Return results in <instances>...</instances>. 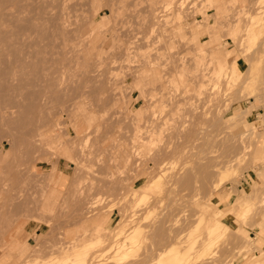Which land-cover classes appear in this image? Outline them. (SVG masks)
Segmentation results:
<instances>
[{
	"label": "rangeland",
	"instance_id": "1",
	"mask_svg": "<svg viewBox=\"0 0 264 264\" xmlns=\"http://www.w3.org/2000/svg\"><path fill=\"white\" fill-rule=\"evenodd\" d=\"M263 7L0 0V264L101 233L89 264H151L190 238L189 264H252L262 248L250 233L264 227ZM245 202V216L229 213ZM212 218L228 230L199 252ZM121 221L126 236L144 231L129 262L109 249L125 241L113 237Z\"/></svg>",
	"mask_w": 264,
	"mask_h": 264
},
{
	"label": "bare ground",
	"instance_id": "2",
	"mask_svg": "<svg viewBox=\"0 0 264 264\" xmlns=\"http://www.w3.org/2000/svg\"><path fill=\"white\" fill-rule=\"evenodd\" d=\"M188 2H189V0H188ZM192 2V1H191ZM257 2V1H256ZM164 6V5H163ZM170 7V6H169ZM251 7H253V6H251ZM262 8V7H261ZM264 8V7H263ZM262 10V9H261ZM184 12V11H183ZM241 12V11H240ZM247 12V11H246ZM261 14V13H260ZM185 16V15H184ZM166 17V16H165ZM250 17V16H249ZM257 17V16H256ZM263 17V16H262ZM260 18V19H263V18ZM173 18V17H172ZM263 21V20H262ZM245 22V21H244ZM255 22V21H254ZM254 22L251 24V25H253L254 24ZM255 23H257V22H255ZM256 25V24H255ZM246 27V26H245ZM243 28V27H242ZM242 30V29H241ZM246 30V29H245ZM250 30H251V28H250ZM252 31V30H251ZM244 32H246V31H244ZM243 32V33H244ZM248 32V31H247ZM247 32H246V35H247ZM251 36L249 37V39L251 38L252 40L255 38V35L253 34V32L250 34ZM239 36V35H238ZM248 36V35H247ZM242 37V36H241ZM245 37V36H244ZM260 37V36H259ZM245 39V38H244ZM246 40H248V37H247V39ZM256 40V39H255ZM179 41V40H178ZM255 42V41H254ZM237 43V42H236ZM241 43V42H240ZM244 43V42H243ZM242 43V44H243ZM253 44V43H252ZM238 45H240L239 44V42H238ZM241 47V46H240ZM238 49V48H237ZM256 52V51H255ZM254 52V53H255ZM242 53H244V52H242ZM251 54H253V53H251ZM205 65V64H204ZM256 71V70H255ZM226 72H227V70H226ZM224 76H225V74H224ZM244 76V75H243ZM222 77V76H221ZM248 77H249V75H248ZM242 78V77H241ZM246 78H247V76H246ZM251 78V77H250ZM222 79V78H221ZM226 79V78H225ZM224 79V80H225ZM226 80H228L229 81V79H226ZM246 83V82H245ZM246 89V88H245ZM242 92V91H241ZM227 172V171H226ZM228 173H229V171H228ZM223 175V174H222ZM228 174H226V176H227ZM225 176V177H226ZM223 178H225L224 176H222ZM157 179H159V178H157ZM157 179H155V181L154 182H157V181H159V180H157ZM160 182V181H159ZM151 183V182H150ZM154 185H156L155 183H152V185L151 184H149V186H150V189H151V191H152V189L154 188ZM153 186V188H151ZM135 208V207H134ZM249 208V204L247 203V202H245V203H243V206L241 207V208H239L240 210H239V212L236 214L235 212H234V210H233V208L232 209H230V214L232 215V214H234V215H238L237 217H240V216H245V214H246V212H247V209ZM150 217V216H149ZM213 219V218H212ZM129 220H131V218H129ZM125 221V220H124ZM132 221V220H131ZM213 222H212V224L206 229V236L205 237H203V238H205V241H204V243L202 244L203 246L200 248L202 251H199V252H205V251H207V250H209V248L210 247H213V245H215V243H214V241L216 240V239H220V237H221V235H222V233L220 232V231H222L223 232V234H224V231H227L228 229V227H227V225L225 224V223H223L222 221H220V220H218V219H216V218H214L213 220H212ZM122 222V221H121ZM119 222V224H117V226H116V228H114L113 230H112V232H113V237H122L126 232H125V225H127L128 224V222L124 225V223L122 222ZM115 224V225H116ZM134 223H132V225H133ZM136 224V223H135ZM134 224V226H137V225H135ZM143 224V223H142ZM197 225V224H196ZM129 226L131 227V224L129 223ZM129 227V228H130ZM133 227V226H132ZM140 227V226H139ZM139 227H138V229L136 228H134L135 230H133V232L131 233V235H130V233H129V235H128V232H127V235L128 236H126V234H125V236H124V238H125V241H123L121 244H117L116 243V246L117 247H112L111 246V248H109V249H111V250H113L114 252H115V257L117 258L116 259V261H127V262H129L128 260H127V258H128V256L131 254V249H134L135 250V248H136V250H140L139 248L141 247L140 246V242L139 241H141L142 242V240L141 239H143V238H140V236H142V235H140L139 236V234H142L144 231H143V229H142V233L140 232V230H139ZM194 227V226H193ZM197 227H199V223H198V226ZM196 228V227H195ZM200 228V227H199ZM131 229V228H130ZM127 230V229H126ZM224 230V231H223ZM195 231V230H194ZM193 231V232H194ZM196 231H198V230H196ZM195 231V232H196ZM90 232V231H89ZM140 232V233H139ZM171 232V231H170ZM192 232V233H193ZM110 233V232H109ZM199 233V232H198ZM219 233H221V235L219 234ZM88 234H86L84 237H86ZM108 235V234H107ZM218 235H220L219 237H218ZM105 236H106V234H105ZM110 236H111V233H110ZM109 236V237H110ZM185 236V235H184ZM190 236V235H189ZM223 236V235H222ZM78 237V236H77ZM77 237H76V239L73 241V242H71L70 244H69V246L68 247H66V249H65V251H64V249H61V251L63 250V253L61 252V254L59 255V256H57L56 254H55V257H50V258H48V259H41V258H34L32 261H31V264H89L90 263V257L92 256V254L94 253L93 252V250L96 248V247H98L99 245L101 246L102 245V242L105 240V238H103L104 237V235H103V233H101V234H96V235H94V236H92V238H89L88 236H87V239L85 240V241H80L79 240V238L77 239ZM82 237V236H81ZM113 237H111V240L113 239L114 240V238ZM137 237H139L140 239L138 240V238ZM144 237V236H143ZM163 237V236H162ZM192 237V236H191ZM108 238V237H107ZM166 238H167V236H166ZM198 238V237H197ZM202 238V237H201ZM59 239V238H58ZM57 239V240H58ZM121 239V238H120ZM163 239V238H162ZM189 239V238H188ZM193 239V240H192ZM218 239V240H219ZM107 240V239H106ZM110 240V241H111ZM122 240V239H121ZM138 240V242L140 243H135V241H137ZM161 240V239H160ZM194 240H196L195 238H190V243L191 244H189L190 246H189V248L188 249H186L185 251H176V249L175 248H171V246H170V248L168 247V249L167 250H165V251H159V252H161L160 253V255L157 257V258H155V259H153L152 260V262H151V264H189V257L191 256H193V253L191 254V251L194 249V247L196 246L195 245V242H194ZM115 241V240H114ZM117 241H118V239H117ZM144 241V240H143ZM163 241V240H162ZM166 242V241H165ZM179 242H180V240H179ZM182 242V241H181ZM180 242V243H181ZM186 242H188L187 240H186ZM185 242V243H186ZM199 242V241H198ZM57 243V242H56ZM69 243V242H68ZM67 243V244H68ZM189 243V242H188ZM214 243V244H213ZM64 244V243H63ZM103 244H105V243H103ZM106 244L108 245V242L106 241ZM111 244H113L112 242H111ZM135 244H137V246L134 248V246H135ZM179 244V243H178ZM184 243L182 242V245H183ZM213 244V245H212ZM107 245H104L105 247L107 246ZM109 245H110V243H109ZM109 245L107 246V248L109 247ZM115 244H113V246H114ZM181 245V244H180ZM179 245V246H180ZM57 246V245H56ZM103 246V245H102ZM140 246V247H139ZM174 246H175V244H174ZM187 246V245H186ZM199 246V245H198ZM164 247V246H163ZM162 247V248H163ZM183 247V246H182ZM54 248V247H53ZM62 248V247H61ZM105 251H102L101 249H99V250H101L102 252H103V256H104V252H107L106 251V249L104 248V247H102ZM178 248V247H177ZM186 248V247H185ZM215 248V247H214ZM55 249V248H54ZM58 250H59V248H57ZM161 249V248H160ZM173 249H175L174 251H173ZM182 249V248H181ZM180 249V250H181ZM184 249V248H183ZM198 249H199V247H198ZM211 249V248H210ZM98 250V249H97ZM97 250H96V252H97ZM108 250V249H107ZM212 250V249H211ZM210 250V251H211ZM60 251V250H59ZM95 251V250H94ZM112 251V252H113ZM153 251V250H152ZM197 251V250H196ZM58 252V251H57ZM111 252V251H110ZM135 252V251H134ZM151 252V251H150ZM198 252V253H199ZM59 253V252H58ZM98 253V252H97ZM99 253H100V251H99ZM108 253H109V251H108ZM137 252H135V253H133V255L131 256V257H135L134 256V254H136ZM54 254V253H53ZM106 254V253H105ZM113 254V253H112ZM112 254H110V255H112ZM138 255V254H137ZM144 255V254H143ZM157 255V254H156ZM204 255V254H203ZM206 255V254H205ZM260 255V254H259ZM53 256V255H52ZM93 257V256H92ZM92 257H91V261H92ZM105 257V256H104ZM131 257H129V258H131ZM146 257V256H145ZM145 257H143L144 259H145ZM151 257V256H150ZM98 258H99V256H98ZM106 258H107V260H108V258H109V254H108V256L106 255ZM142 258V257H141ZM143 258H142V260H143ZM148 258V257H147ZM210 258V257H209ZM95 260L97 259V258H94ZM114 259V258H113ZM150 259H152V258H150ZM197 259V258H196ZM107 260H105V261H107ZM132 260V259H131ZM135 260V259H134ZM133 260V261H134ZM140 260V259H139ZM138 260V261H139ZM192 260V259H191ZM190 260V261H191ZM203 260V259H202ZM116 261H114L113 260V263L114 262H116ZM94 261H92V263H93ZM112 262V261H111ZM110 262V263H111ZM126 262V263H127ZM144 262H146V261H144ZM193 262V261H192ZM195 262V261H194ZM117 263V262H116ZM116 263H114V264H116ZM119 264H121L120 262H118ZM122 263H124L125 264V262H122ZM129 263H131V262H129ZM129 263H127V264H129ZM141 263V262H140ZM205 263V262H204ZM142 264V263H141ZM145 264V263H144ZM194 264V263H193ZM201 264V263H200ZM252 264H264V252H261V255L260 256H256V257H253V263Z\"/></svg>",
	"mask_w": 264,
	"mask_h": 264
},
{
	"label": "crops",
	"instance_id": "3",
	"mask_svg": "<svg viewBox=\"0 0 264 264\" xmlns=\"http://www.w3.org/2000/svg\"><path fill=\"white\" fill-rule=\"evenodd\" d=\"M253 114H254V111L252 110L250 115L253 116ZM248 118H250V117L247 116V119ZM251 234L254 235V237H251V238H253V241H256L257 245L261 246V248H262L261 252H264V227H263V229L261 228V230H259L257 233H255V234L250 233V235ZM259 237L261 238L262 241L258 243L257 240Z\"/></svg>",
	"mask_w": 264,
	"mask_h": 264
}]
</instances>
